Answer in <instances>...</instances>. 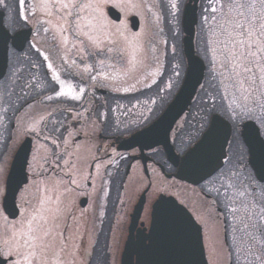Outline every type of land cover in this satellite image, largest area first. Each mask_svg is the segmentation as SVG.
<instances>
[{"label": "flooded vegetation", "instance_id": "1", "mask_svg": "<svg viewBox=\"0 0 264 264\" xmlns=\"http://www.w3.org/2000/svg\"><path fill=\"white\" fill-rule=\"evenodd\" d=\"M166 1L108 0L101 3L98 18L99 10L85 9L77 39L71 29L61 31L68 26L55 10L44 9L42 0H24L23 6L19 0H0L1 208L14 156L26 140L31 143L29 183L17 196L20 215L3 223L21 222L20 230L12 240L0 236L6 264H22L25 255L39 252L50 256L51 264H121L138 205L140 218L132 231L137 245L161 196L174 198L201 227L208 264H259L249 245L254 252L264 245L234 232L237 222L206 189L218 170L240 160L253 184L264 185V109L250 105L251 116L240 118L229 107L236 104L217 95L206 24L197 26L195 46L207 64V96L205 102L192 103L188 134L183 133L187 114L170 130L168 141L165 127L145 134L175 97L184 75L182 22L175 32L163 22ZM176 1L180 11L189 0ZM207 6L208 0H200L199 11ZM144 53L148 63L163 64L152 84L143 79L149 73L142 70ZM132 82L133 88L123 90ZM205 134L209 138L199 152ZM190 149L199 153L196 168L207 166L211 174L195 185L175 178ZM44 231L51 233L47 247L31 239ZM255 235L264 240V233ZM27 237L29 247L22 245Z\"/></svg>", "mask_w": 264, "mask_h": 264}, {"label": "snow or ice", "instance_id": "2", "mask_svg": "<svg viewBox=\"0 0 264 264\" xmlns=\"http://www.w3.org/2000/svg\"><path fill=\"white\" fill-rule=\"evenodd\" d=\"M107 2L95 0L82 4L79 0H42V7L55 10L68 26L65 29L62 25L61 31L71 29L79 39L81 21L85 19L80 13L85 9H94L99 10L94 18L102 17L101 3ZM19 3L23 6L24 0H19ZM172 7L175 8L176 4L173 3ZM204 12L202 19L208 26L207 43L212 46L209 60L212 87L221 99L230 96L233 100L241 101L235 106L229 105L234 115L240 118L251 116L254 109L250 105L264 109V0H208ZM88 39L99 48L95 38L89 36ZM74 98L80 97L77 95ZM236 108L240 112H236ZM240 164H243V160L231 168L218 170L215 181L206 191L214 194L224 208L225 215L231 214L237 222L234 232L239 231L264 245V240H258L255 235L258 231L264 233V223H261L264 222V185H254L247 165L242 171ZM215 204L216 200L213 206ZM50 236V232L44 231L42 235L36 234L31 239L47 247ZM253 247L249 245V254L255 255L259 264H264V247L255 252ZM33 256V253L25 255V264H33Z\"/></svg>", "mask_w": 264, "mask_h": 264}, {"label": "water", "instance_id": "3", "mask_svg": "<svg viewBox=\"0 0 264 264\" xmlns=\"http://www.w3.org/2000/svg\"><path fill=\"white\" fill-rule=\"evenodd\" d=\"M198 4L199 0H189L183 12L182 24L185 33L183 47L187 61V71L183 84L160 119L145 131V134H151L165 127L167 129V141L169 140L168 133L189 110L205 77V64L196 55L194 46L195 28L198 22ZM136 21L137 19L132 21L133 31H137L136 23H134ZM138 137L139 135L133 137L131 141ZM208 138L209 134H205L199 143V152L200 147L205 145ZM257 141L258 138L253 141L254 153V144ZM167 145L169 144L167 143ZM170 150H172L171 146ZM170 150H167L168 156L173 158V152ZM30 151L31 143L27 140L16 153L7 177L2 207L9 220H16L19 217L17 196L23 186L28 183L27 165ZM197 153L194 149L186 153L180 162V168L175 178L195 185L211 175L207 166L196 168ZM140 211L141 206L139 204L133 216L131 233L123 253L122 264H135V257L136 264H208L201 227L185 207L175 199L165 196H161L154 204L148 233L142 237L141 243L135 248L132 231L133 226L139 221ZM6 263L7 261L0 257V264Z\"/></svg>", "mask_w": 264, "mask_h": 264}, {"label": "rangeland", "instance_id": "4", "mask_svg": "<svg viewBox=\"0 0 264 264\" xmlns=\"http://www.w3.org/2000/svg\"><path fill=\"white\" fill-rule=\"evenodd\" d=\"M166 2L170 3L171 5H170V7H168V8L166 7L165 8L164 16H162V19H163L164 23L169 21L171 23V26H172L171 30H173L175 32V29L177 30V14L179 12V7H178V4H177L176 0H167ZM173 3L176 4L175 8L172 7ZM204 24L205 23L203 21V25ZM121 32L123 33V35H124V33L127 34L126 33V29L122 30ZM118 38L120 39V38H122V36L118 37ZM119 46H120V48H125L122 45V43L121 44L119 43ZM170 50L174 51V48L172 47ZM201 50H203V49H201ZM166 52H167V50H166ZM144 55L146 56V53H144ZM166 55H167V53H165V58H166ZM145 56H144V60H145L146 67L142 68V70H144V71L149 70V73L145 72L146 76L143 77V79H145V81H148L149 84H152L153 80L156 78V75H157L158 71L159 70L161 71L163 69V64H161V62H157L154 65L153 63H151V61H149V63H148V61L146 59L147 56L146 57ZM168 61H169V58H168ZM148 66L149 67L153 66V68H149ZM166 67H167V64H166ZM127 70L128 69H126V71ZM133 83H135V82H132L130 85L128 84V85L124 86L123 90H125L126 88H133V85H132ZM227 99H228V101L230 103H233V104H240L241 103V101H239V100H233L230 96ZM27 188L29 190V186ZM26 210L27 209L25 208L24 214L26 213ZM4 221H6V218H5V216H4L3 212H2V208H1V205H0V233L2 232V234L0 236L3 237L5 240L6 239L8 240V239H11L12 237H14L13 236L14 232H16V234H17V232L20 230L19 229V226H20L19 224H21V222L17 223V224H12V225H8L7 223H5L6 225L4 226V224H3ZM26 239L27 240H23L22 241L23 242L22 245L29 247L30 246V242L28 241L29 238L27 237ZM1 240H3V239H1ZM42 253H44V252H39L37 254H34V256H33V264H35V263L36 264H51L52 263L50 261V256H47V255L42 254ZM21 263L25 264V261H21Z\"/></svg>", "mask_w": 264, "mask_h": 264}, {"label": "trees", "instance_id": "5", "mask_svg": "<svg viewBox=\"0 0 264 264\" xmlns=\"http://www.w3.org/2000/svg\"><path fill=\"white\" fill-rule=\"evenodd\" d=\"M181 16V15H180ZM200 22H201V19H200ZM178 23H180V17H179V20H178ZM202 23V22H201ZM182 63H183V69L185 67V62H184V58L182 56ZM206 88H207V76H206V81L204 82V85L203 87L201 88L200 90V93L199 95L197 96L195 102H205L206 101V96H207V91H206ZM184 127H185V130L183 131L184 134H188V131H189V125H190V115H188L185 120H184V123H183ZM188 138V137H187Z\"/></svg>", "mask_w": 264, "mask_h": 264}]
</instances>
